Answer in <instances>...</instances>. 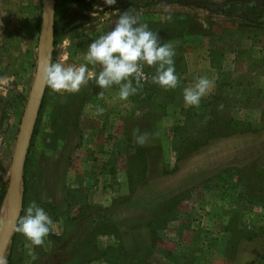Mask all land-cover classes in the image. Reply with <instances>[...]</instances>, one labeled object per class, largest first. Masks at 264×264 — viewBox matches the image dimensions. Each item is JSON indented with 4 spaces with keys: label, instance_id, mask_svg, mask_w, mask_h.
<instances>
[{
    "label": "rangeland",
    "instance_id": "1",
    "mask_svg": "<svg viewBox=\"0 0 264 264\" xmlns=\"http://www.w3.org/2000/svg\"><path fill=\"white\" fill-rule=\"evenodd\" d=\"M87 1V9L64 5L68 11L53 19L51 63H83L88 45L110 31L125 11L146 13L152 22L170 15L179 24L164 43L174 47L179 84L164 91L151 83L154 68L145 67L149 74L141 81L142 89L125 105L117 98L116 86L100 97L93 81L75 94H56L45 85L24 154L17 219L34 201L53 220L52 231L45 244L34 249L33 260L23 236L13 230L6 264H108L98 256L99 249L117 244L127 252L119 264H257L264 253V234L234 238L229 259L223 249L237 233L230 231L231 225L249 230L264 223V200L247 204L234 171L251 169L255 160L264 163V26L248 27L244 17L216 14L209 6L234 1L264 8V0H117L112 6ZM40 3L0 0V182L5 187L23 107L16 95L24 99L35 66ZM77 11L86 20L60 32L59 26ZM202 76L214 87L199 107H185L183 89ZM215 90L228 104L217 108L214 122L210 99ZM98 108L104 109L102 114ZM121 109L125 117L118 116ZM226 115L250 122V128L226 132ZM134 129L155 138L141 147L134 142ZM182 144L189 146L177 156ZM130 173L142 181L131 183ZM170 197L173 215L154 235L149 216ZM100 207L112 223L109 231L93 234L92 250L91 241L83 240L91 233L86 236L82 228L89 221L86 214L96 218ZM83 256L87 259L81 263Z\"/></svg>",
    "mask_w": 264,
    "mask_h": 264
},
{
    "label": "clouds",
    "instance_id": "2",
    "mask_svg": "<svg viewBox=\"0 0 264 264\" xmlns=\"http://www.w3.org/2000/svg\"><path fill=\"white\" fill-rule=\"evenodd\" d=\"M116 2L117 0H102L106 6L115 5ZM165 19L171 20V16ZM175 55L171 43H161L158 33L151 31L147 23L140 22L138 14L125 11L119 15L110 31L88 45L87 52L82 57L83 63L67 66L62 62L46 63L40 71L44 84L53 93L75 94L93 81L101 89L98 96L103 97L104 90L117 86V98L127 101L142 89L141 81L146 79L145 67L155 69L151 77L153 84L164 91L175 89L179 84ZM213 87L212 80L205 76L199 77L192 86L183 89L185 107H199L201 99ZM103 111V108H98L97 114H102ZM133 137L137 145L147 147L155 134L134 129ZM52 225L53 220L49 214L34 201L29 203L25 215L17 219L13 230L23 236L24 247L33 260L37 259L34 249L45 244ZM0 264H6V261L0 259Z\"/></svg>",
    "mask_w": 264,
    "mask_h": 264
},
{
    "label": "trees",
    "instance_id": "3",
    "mask_svg": "<svg viewBox=\"0 0 264 264\" xmlns=\"http://www.w3.org/2000/svg\"><path fill=\"white\" fill-rule=\"evenodd\" d=\"M64 5H69V6L70 5H79V6H84L87 9V8H89L88 6L90 4H89V1H87V0H55L54 1L53 19H55V17L59 13L62 12L61 10H63ZM209 8H211V10L216 14H223L226 16H238L241 18L244 17V19L248 22V24H247L248 27H250L252 25H257V26L263 25L264 26V8L262 7V5H257V4L255 5L253 2L252 3L251 2L250 3H245V2L237 3L234 1H229V2H226L224 4H220V5H214V6L210 5ZM65 11H68V9L66 8L65 10H63V12H65ZM53 19H52V42H53V34H54ZM85 20H86V16L77 11V12L73 13L69 18L65 19L64 23L59 26V31L62 33L66 32V30H68L69 28H71L77 24H81ZM146 23H148V27L151 31L157 32L158 35L161 38L163 37V39H165V40L172 38L176 34L175 31H177V30H175V28L179 24L178 20H176V19L173 20V18H171V20L164 19L160 23L156 22V21L152 22V21L147 20ZM221 29H222L221 27H218V30L216 33L220 34ZM202 31L203 30H197L196 32L201 34ZM53 53H54V51L52 49L51 58H52ZM50 63H51V61H50ZM44 87H45V84H44ZM43 91H44V88H43ZM215 92L216 93H214V96H211V99H210V102H211L210 113L213 115V117L212 118L210 117V119L212 121H214V119H216L218 109H220V107L222 108L224 106L226 108V105L228 104V103H226L225 96H222L220 94L217 95V90H215ZM42 94H43V92H42ZM16 97H18L19 100L21 101V103H23V100H24L23 97H21L18 93H17ZM41 99H42V95H41V98L39 101L40 105H39L38 111L41 107V103H42ZM36 119H37V116H36ZM36 119H35V123H36ZM210 119H209V122H207V123H211ZM35 123L33 125L31 135H29V139L32 136V133L34 132ZM223 124H224V127L226 129V132H233V131H238V130H244L245 128L246 129L250 128V127H246L247 125L250 124V122L245 123V122H243V120H239L237 118H234V117L228 116V115H226L224 117ZM29 139H28V143H29ZM188 142L192 143V145H195L197 143L196 141H194L192 139H188ZM28 143H27V146H28ZM27 146H26V149H27ZM187 146H189V145H187ZM187 146L185 147V145L182 144V146H180L177 149L180 152V153H177V156L181 155L186 150ZM25 152H26V150H25ZM23 162H24V159H23ZM24 163H23V166H24ZM234 171L237 175V180H238L237 182L239 184L241 183L243 186V195H244L243 200L247 204L251 203V202L263 201L264 200V193H262V183L264 182V163H261V161L255 160L252 164L251 169H249V167H247V169H245V170L243 169L241 171L238 167H234ZM133 172H134V170H132V173ZM243 173H245V174L242 175ZM131 175L132 174L130 173L129 179L131 180V183H132L133 179H135L133 181V183H135V182L139 183L142 181V178H136L134 175L133 176H131ZM5 188H6L5 182L4 181L0 182V199H1L2 195L5 193ZM3 198H4V196H3ZM3 198H2V200H3ZM123 198H124V196H123ZM2 200L0 202V206H1ZM173 200H174L173 197H170L167 200H163L161 202V205L158 206L152 212V214L149 216L150 218L148 219L147 224H148V227H149L151 233H154V235L157 234V229H159V227H163L166 223V220L169 219V217H171V215H173V212H174ZM113 203H121V202H115L114 201ZM85 205H88V204H85ZM109 207L110 206L106 207L105 209H107ZM102 210H103L102 207L97 208V211L95 213L96 218H94V216L92 214L91 215L89 213L86 214V217L84 218V219H86L85 221H87L89 219V221H87V226H85L84 223L81 221L82 225L85 226L84 229L82 228V230L87 229L86 230L87 232L85 235L87 236V233H91L90 238L84 237L83 240H85L84 243H86L89 240L91 241L90 246H91L92 250H94L96 247L95 243L93 242V234L95 232L96 233L107 232L111 228L110 225L112 223V220H111L109 214L102 213L101 212ZM77 214L78 213L74 214L72 218L77 217ZM81 214L79 216H81ZM16 220H17V217H16ZM230 227H231L230 231L237 232V233L232 238H228V240L224 244L223 257L228 258V259L231 258L233 255V249H234V244H235L234 238L235 239H237L238 237L249 238L255 232L264 234V223L258 225L256 227V229H249V230L245 229L244 227H240L236 224H233ZM87 244H88V242H87ZM7 247H8V244L6 246V249H7ZM109 248H111V245L105 246V247H100L99 252H98V256L103 257V259H105L108 264H119L121 262V260H125L127 258V256H126L127 252H125V250H123L124 248L122 247L121 244H117L113 249H109ZM87 251L88 250H85V253ZM7 254L8 253H4L2 255V259L4 261H7ZM94 255H95V253H94ZM85 259H87V258L85 256H83L81 258V263ZM257 264H264V253L260 256V259H258Z\"/></svg>",
    "mask_w": 264,
    "mask_h": 264
},
{
    "label": "water",
    "instance_id": "4",
    "mask_svg": "<svg viewBox=\"0 0 264 264\" xmlns=\"http://www.w3.org/2000/svg\"><path fill=\"white\" fill-rule=\"evenodd\" d=\"M54 1L55 0H41L40 3L41 8L40 18L37 25V51L34 71L24 96L23 107L8 161V177L4 196L8 199L9 211L6 224L3 229H0V259H2V255L5 253L20 207L24 154L29 135H31L35 123L40 105L39 101L44 88L40 69L44 64L50 63L51 61L53 48L52 19L54 14Z\"/></svg>",
    "mask_w": 264,
    "mask_h": 264
},
{
    "label": "bare ground",
    "instance_id": "5",
    "mask_svg": "<svg viewBox=\"0 0 264 264\" xmlns=\"http://www.w3.org/2000/svg\"><path fill=\"white\" fill-rule=\"evenodd\" d=\"M9 211L8 199H4L0 207V229H3L6 224V219Z\"/></svg>",
    "mask_w": 264,
    "mask_h": 264
},
{
    "label": "crops",
    "instance_id": "6",
    "mask_svg": "<svg viewBox=\"0 0 264 264\" xmlns=\"http://www.w3.org/2000/svg\"><path fill=\"white\" fill-rule=\"evenodd\" d=\"M145 15H146V13H142V16H139V17H140V22L143 23V21L146 22V20L149 19V18H147L148 16L146 17ZM164 19H165V18L160 19V21L158 20V21H156V22H159V23H160V22H161L162 20H164ZM159 37H160V36H159ZM167 40H168V39H167ZM160 41H161V43H164L165 39H163V37H162V38L160 37ZM202 50L204 51V50H206V49L203 48ZM205 64H207V63H205ZM204 68H205V67H204ZM204 68H203V69H204ZM151 69H152V68H151ZM152 71L155 72V69L152 70ZM153 75H154V74H153ZM185 81H186V79H185ZM151 83H152V82H151ZM182 83H184V82H182ZM116 87H117V86H116ZM129 100H130V99H129ZM129 100H128V101H129ZM129 102H131V100H130ZM124 103L126 104V101H124L122 104H124ZM131 103H132V102H131ZM125 104H124V105H125ZM129 104H130V103H129ZM119 105H120V104H118V106H119ZM130 105H131V104H130ZM121 106H122V105H121ZM121 106H119V107H121ZM115 109H117V108H115ZM129 110H130V109L127 110V113H128ZM120 112H121V114H118V116H120V117H125V116L127 115L126 112H125V110L122 112V109H121Z\"/></svg>",
    "mask_w": 264,
    "mask_h": 264
},
{
    "label": "built area",
    "instance_id": "7",
    "mask_svg": "<svg viewBox=\"0 0 264 264\" xmlns=\"http://www.w3.org/2000/svg\"><path fill=\"white\" fill-rule=\"evenodd\" d=\"M144 73H145V76L147 77L148 76V71H146L145 69H144Z\"/></svg>",
    "mask_w": 264,
    "mask_h": 264
}]
</instances>
